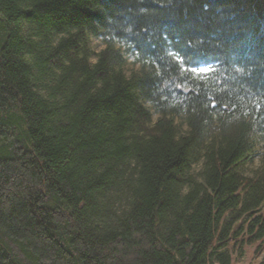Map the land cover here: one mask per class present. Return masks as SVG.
<instances>
[{"label": "trees", "instance_id": "16d2710c", "mask_svg": "<svg viewBox=\"0 0 264 264\" xmlns=\"http://www.w3.org/2000/svg\"><path fill=\"white\" fill-rule=\"evenodd\" d=\"M263 134L264 0H0V264L262 256Z\"/></svg>", "mask_w": 264, "mask_h": 264}, {"label": "rangeland", "instance_id": "374dc122", "mask_svg": "<svg viewBox=\"0 0 264 264\" xmlns=\"http://www.w3.org/2000/svg\"><path fill=\"white\" fill-rule=\"evenodd\" d=\"M90 47L93 53L97 54L105 45L100 38H92ZM95 58L92 59V62ZM135 66L132 64V59L128 60L125 67L126 70L134 69ZM205 73H201L202 75ZM264 159V134L258 135L256 139L255 153L251 156V159L243 166V171L246 175L252 176L253 172L262 166V160ZM233 264H260L263 261L264 255L256 256L255 246H248L244 249V255H241L238 250H233Z\"/></svg>", "mask_w": 264, "mask_h": 264}, {"label": "snow or ice", "instance_id": "6c2138e0", "mask_svg": "<svg viewBox=\"0 0 264 264\" xmlns=\"http://www.w3.org/2000/svg\"><path fill=\"white\" fill-rule=\"evenodd\" d=\"M180 61H181V63H184V58L180 57ZM189 70H190L191 73L196 74V76H199V74L208 73V72L212 71L213 69H212L211 65L201 66L199 63L192 62L190 64V69ZM213 106H215V105H213Z\"/></svg>", "mask_w": 264, "mask_h": 264}]
</instances>
